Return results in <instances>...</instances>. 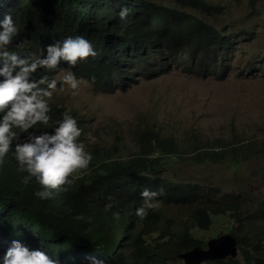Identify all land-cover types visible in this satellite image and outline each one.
I'll return each instance as SVG.
<instances>
[{
  "label": "trees",
  "instance_id": "16d2710c",
  "mask_svg": "<svg viewBox=\"0 0 264 264\" xmlns=\"http://www.w3.org/2000/svg\"><path fill=\"white\" fill-rule=\"evenodd\" d=\"M122 7L128 9L124 21L118 17ZM217 9L205 0H0V18L11 14L19 29L10 51L40 55L45 45L80 35L96 52L72 67L61 62L53 70L38 68L31 79L51 80L61 69H70L78 78L110 92L126 91L143 66L151 74L166 61L186 69L198 50L208 51L210 40L215 51L223 47L228 53L234 41L200 17ZM48 103L49 123L69 112L81 129L77 140L82 143L83 121L77 112ZM35 127L51 131L39 123ZM137 143V151L126 159L93 154L88 168L78 170L70 185L61 186L64 190H52L48 199L33 194L39 185L33 179L25 182L26 173L17 170L10 147L0 163V253L17 239L29 249L45 250L56 264H90V258L104 264H173L179 252L204 247L194 229L207 230L215 218L230 217L234 225L229 231L238 240L245 264H264V199L248 214L241 211V195L230 192L212 204L193 205L197 198L209 197L214 188L202 189L165 175L171 165L168 159L188 151L173 136H162L148 125L137 133ZM228 147L212 150L194 142L190 157L197 164L230 158L234 166L247 157L241 148ZM257 150L264 154V137ZM144 188L157 193L155 206L137 218L129 212L143 203ZM160 201L189 206L190 211L185 220L172 223L156 209ZM202 264L240 263L227 258Z\"/></svg>",
  "mask_w": 264,
  "mask_h": 264
},
{
  "label": "rangeland",
  "instance_id": "374dc122",
  "mask_svg": "<svg viewBox=\"0 0 264 264\" xmlns=\"http://www.w3.org/2000/svg\"><path fill=\"white\" fill-rule=\"evenodd\" d=\"M205 1L218 9L200 17L234 41L228 53L223 47L215 51L210 40L206 53L197 51L198 63L193 59L183 69L166 61L152 74L143 66L126 91H104L79 78L78 90L73 92L67 85L61 87L59 71L53 76L57 86L45 99L77 112L83 121L82 144L91 157L96 153L120 159L132 156L138 149L137 133L147 125L162 136H173L188 153L168 159L166 177L214 188L209 197L197 198L193 205L212 204L226 192L240 194L241 211L248 214L264 199V154L257 150L264 137V0ZM222 56H227L225 61L218 60ZM194 142L212 150L232 144L247 157L236 166L230 158L197 164L190 157ZM156 205L164 218L176 224L190 211L189 206L164 201ZM233 225L230 217L215 218L209 229H194L193 234L206 249L208 239L230 233ZM236 260L245 264L240 253ZM173 264L183 262L178 259Z\"/></svg>",
  "mask_w": 264,
  "mask_h": 264
},
{
  "label": "clouds",
  "instance_id": "9594fccd",
  "mask_svg": "<svg viewBox=\"0 0 264 264\" xmlns=\"http://www.w3.org/2000/svg\"><path fill=\"white\" fill-rule=\"evenodd\" d=\"M127 15V8L122 7L118 12L121 21ZM18 35L19 29L12 15L4 13L0 18V163L11 147L17 170L26 173L25 182L33 179L39 185L33 194L40 199H48L53 196L52 190H64L61 186L70 185L78 170L88 168L91 155L77 140L81 129L69 112L65 111L60 119L49 123L50 108L45 98L52 95L57 80H48L44 76L33 80L31 75L38 68L56 69L61 62L75 66L78 59L95 56L96 52L86 38L76 35L45 45L40 55H25L9 50V45ZM60 71L61 87L67 85L73 92L78 90L80 81L75 73ZM40 84L46 86L41 88ZM37 123L51 131H39L35 127ZM140 195L143 203L129 212L137 218L145 217L148 210L154 208L153 199L157 193L144 188ZM110 207V204L105 205V211ZM0 264H56V261L45 250L29 249L20 240L12 239L0 253ZM90 264L104 262L90 258Z\"/></svg>",
  "mask_w": 264,
  "mask_h": 264
},
{
  "label": "water",
  "instance_id": "95a60500",
  "mask_svg": "<svg viewBox=\"0 0 264 264\" xmlns=\"http://www.w3.org/2000/svg\"><path fill=\"white\" fill-rule=\"evenodd\" d=\"M206 249L194 247L190 250L179 252L176 256L185 264H201L205 261L236 259L239 254L238 240L230 234L224 233L206 241Z\"/></svg>",
  "mask_w": 264,
  "mask_h": 264
}]
</instances>
